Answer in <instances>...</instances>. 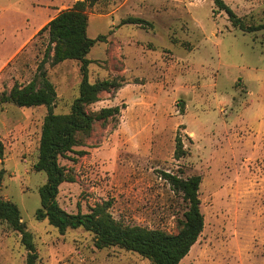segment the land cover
<instances>
[{
	"label": "rangeland",
	"instance_id": "1",
	"mask_svg": "<svg viewBox=\"0 0 264 264\" xmlns=\"http://www.w3.org/2000/svg\"><path fill=\"white\" fill-rule=\"evenodd\" d=\"M76 1L0 0V37L7 38L2 53ZM224 1L247 27L264 23V0ZM87 12L88 36H107L87 55L89 80H126L89 109L125 107L75 147L70 155L78 160L60 159L76 176L61 184L60 205L77 213L111 201L119 221L176 233L188 203L162 171L200 174L205 227L182 264H264V29L234 26L214 0H101ZM130 16L147 22L122 24ZM39 31L6 68L0 94L34 78L48 41ZM50 61L45 67L57 88L54 111L69 112L79 94L80 62ZM46 113L43 105H0V194L19 206L37 264H154L119 246L96 247L94 233L83 227L62 234L37 219L47 176L34 164ZM178 135L186 150L180 158ZM82 149L87 153L79 156ZM27 254L22 235L0 220V264H26Z\"/></svg>",
	"mask_w": 264,
	"mask_h": 264
},
{
	"label": "trees",
	"instance_id": "2",
	"mask_svg": "<svg viewBox=\"0 0 264 264\" xmlns=\"http://www.w3.org/2000/svg\"><path fill=\"white\" fill-rule=\"evenodd\" d=\"M101 0H77L72 6L62 9L47 22L39 33H47L48 41L42 60L32 80L26 84L15 82L10 90L0 94V105L12 102L21 107L45 106L39 141L38 158L34 164L36 171L46 173V182L40 187L41 207L36 211L39 220L47 219L60 233L68 228H79L94 233L96 247L102 249L119 246L137 252L149 258L154 264H182V259L198 241L205 227V218L201 210L200 187L202 175L182 176L179 173L162 171V177L172 189L181 194L188 207L182 218H178V231L168 232L161 228H148L139 224H126L117 220L110 212L111 201L96 203L89 212L70 213L59 203L60 186L64 182H73L75 174L60 162L61 158L78 160L71 157L75 147L84 146L91 136L95 125L100 122L106 125L117 118L125 107L115 105L92 111L90 105L100 100L103 92H110L125 85L123 76H114L89 80L87 57L92 47L107 36L100 34L96 38L88 36L89 15L87 9ZM219 10H224L234 26L244 31L264 29V23L247 27L235 11L224 1L214 0ZM146 20L130 16L122 20L126 23H143ZM68 59L80 62L82 79L79 94L71 103L66 113H56L57 88L50 80L45 67L48 61L56 65ZM4 143L0 137V156H3ZM79 156L86 150L76 151ZM186 150L181 137L176 138L175 157L180 158ZM0 220L22 235V241L28 250L26 264H37L39 259L33 234L22 220L19 206L4 199L0 194Z\"/></svg>",
	"mask_w": 264,
	"mask_h": 264
},
{
	"label": "crops",
	"instance_id": "3",
	"mask_svg": "<svg viewBox=\"0 0 264 264\" xmlns=\"http://www.w3.org/2000/svg\"><path fill=\"white\" fill-rule=\"evenodd\" d=\"M32 8L37 9V7L34 4H32ZM37 10H39V9H37ZM58 13L53 14L52 17H50V18H48V17L44 18L40 23H38L36 26H34L31 31H29L28 33L25 32V34L20 39L19 44L16 46V48L12 51L7 52L6 54L2 53L3 52L2 49L5 47L4 44L7 43V38L6 37L5 38L0 37V78H2L5 75L6 68H8L12 64L16 63L18 61V58L23 54V52L26 51V49L28 48V46L30 44L31 37L34 35V33H36L38 30H40L47 22H49ZM47 18H48V20H46ZM28 22H29V19H28ZM1 29L2 28H0V36L2 34Z\"/></svg>",
	"mask_w": 264,
	"mask_h": 264
}]
</instances>
